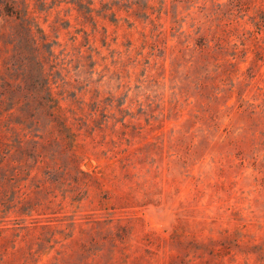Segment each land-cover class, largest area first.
<instances>
[{
  "label": "rangeland",
  "instance_id": "374dc122",
  "mask_svg": "<svg viewBox=\"0 0 264 264\" xmlns=\"http://www.w3.org/2000/svg\"><path fill=\"white\" fill-rule=\"evenodd\" d=\"M15 6L18 20L1 16L0 85L22 86L0 106L22 101L0 119L7 264H110L100 238L117 227L136 255L155 238L161 264H213L214 247L264 264V0ZM19 32L29 63L14 55ZM33 70L51 116L33 101ZM104 169L116 184L90 178Z\"/></svg>",
  "mask_w": 264,
  "mask_h": 264
},
{
  "label": "trees",
  "instance_id": "16d2710c",
  "mask_svg": "<svg viewBox=\"0 0 264 264\" xmlns=\"http://www.w3.org/2000/svg\"><path fill=\"white\" fill-rule=\"evenodd\" d=\"M239 12H245L248 9V5L245 2H239V5H237ZM13 15L14 20H18L20 16V11L17 10V7L15 6V0H0V68L3 67L5 71H7V67H5L2 62V49L6 46V43H4L2 40L5 37V27H4V21L2 17H7ZM2 16V17H1ZM22 17H25L26 20L32 19V12L28 9L27 5L25 6L23 10ZM20 36V43L21 47L19 49H16L14 51V55H19L20 57L24 58L23 60H26V62H30L29 51L27 47V37L26 35L19 32ZM18 51V53H17ZM31 81H32V90H33V97L34 103L41 108L42 111H49L48 116H51L54 114L55 107L52 104V98L50 96V93L48 90L43 87L41 84L43 81L42 72L33 70L31 73ZM13 83L6 81L5 83L0 85V106L4 103L6 100L5 98L9 97L10 94H15L20 87H22L19 83L18 87L13 85ZM21 89V88H20ZM6 90H9L7 93ZM22 90H26L22 88ZM10 98H14V95H11ZM20 99L18 97H15L13 104L7 111H0V119H4L7 116L12 114V110L14 112L17 111L18 107L21 106ZM14 108V109H13ZM36 123V122H35ZM3 136L0 134V140L2 141ZM114 158V157H113ZM41 161H38L40 163ZM80 173V172H78ZM17 176V173L13 170V176L8 178L9 182L13 181L15 177ZM92 180H95L99 183L101 187H106L107 184L110 186L112 184H116L117 176L114 173L113 169H104L99 170L97 172L92 173V176H90ZM124 178V177H123ZM121 182H128L126 179H120ZM126 197H129L130 193L126 192V194H123ZM35 227V225H34ZM121 228H116L114 230H105L100 240L102 242H107L110 244V252L108 261L110 264H133L135 262H138L139 264H161L160 257L158 256V252L160 250V245L155 242V238L147 237L146 235L141 236L138 240V244L141 248H143V254L136 255V249H132V245L130 244V239L126 235L122 233ZM174 236L170 235L168 240L173 239ZM93 241V240H92ZM165 241V240H164ZM198 246H201L199 244ZM222 246V245H221ZM80 247V246H79ZM78 247V248H79ZM163 249V248H162ZM226 250V251H225ZM228 248L224 247H214L212 250L208 252L210 256H212V261H214L213 264H232L234 261L225 262L226 256L230 254L228 251ZM13 253H8L6 247H4L3 238L0 237V264H7V255H12ZM212 261H209V263H212ZM188 263H193V261L189 260ZM84 264V263H82Z\"/></svg>",
  "mask_w": 264,
  "mask_h": 264
}]
</instances>
